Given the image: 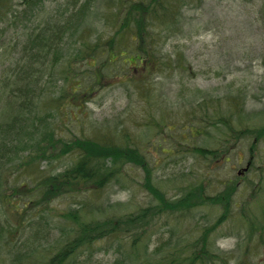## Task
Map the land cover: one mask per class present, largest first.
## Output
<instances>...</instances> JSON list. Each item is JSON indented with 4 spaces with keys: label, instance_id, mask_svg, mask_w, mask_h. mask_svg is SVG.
<instances>
[{
    "label": "rangeland",
    "instance_id": "374dc122",
    "mask_svg": "<svg viewBox=\"0 0 264 264\" xmlns=\"http://www.w3.org/2000/svg\"><path fill=\"white\" fill-rule=\"evenodd\" d=\"M17 1L13 0L16 11ZM108 1L96 0L85 10L82 18L76 20L66 40L63 39L58 61L46 78H51L55 94L60 93V71L66 67L69 80L73 75L81 74L82 81L89 80L88 84H94L96 89L85 104L66 107L64 104L61 107L64 114L58 117L52 113L46 116V123L64 140L90 136L101 140L112 138L118 143L136 146L152 170L155 186L169 198L178 197L196 184H202L208 195L217 194L226 182H231L236 191L232 197V211L209 239L201 231L222 214L224 210L219 205L195 207L189 210L187 217L178 213L174 215L176 219L172 215L155 218L151 230L140 233L134 245L131 242L135 234L130 235L131 239L108 237L98 240L88 249L84 247L77 252V263L134 264L148 260L146 264H180L177 256L174 260L169 257L177 254L178 250L174 248L184 247L188 249V255L200 254L201 251L210 255L212 251L218 252L224 256L222 259L227 257L224 264H264L263 247L255 240L256 236H253L254 244L247 242L249 232L239 217L242 216L239 213L241 209L248 211L249 215L255 214L249 205L251 202L255 201L260 209L264 204V0H190L181 8L172 34L166 37L157 52L166 59L181 58L184 70L164 68L162 72L144 75L146 79L143 82L135 69L128 71L129 67L124 66L111 68V73H108L101 68L97 71L94 59L83 60L86 54L83 43L104 40L112 33H108L106 22L98 16L105 3L113 5ZM64 2L43 0L39 14L32 20H18L12 26L0 23V75L14 67L24 41V31L37 19L61 10ZM3 51L4 57L1 56ZM118 57L123 60L125 53L120 52ZM87 66L89 70L85 69ZM79 68L82 73L78 72ZM50 71H53L51 76ZM95 74L100 75L99 78L96 79ZM192 107L193 130L181 131L180 115H191ZM215 107L224 111V121L212 125L211 121L216 117L212 113ZM175 110L177 114H174ZM232 110L236 115L231 113ZM202 120L208 124L204 125ZM243 132L253 137L247 135L232 145L228 135ZM259 132L263 136L258 140L254 135L259 136ZM193 147L215 148L218 152L215 156L201 157L193 153ZM56 158L51 159L52 162L41 160L39 168L22 170L14 178H10V174L15 172L11 168L8 178L12 183L26 184L35 176L36 179L40 177L32 171L48 169L59 172L70 164L71 155ZM246 165L247 170H244ZM120 169L121 176L88 199L91 201V213L102 215L100 217L122 214L155 202L141 187L140 168L126 164ZM25 174L29 176L25 178ZM94 204L101 206L99 210ZM49 205L59 213L82 204L79 196L65 195L56 197ZM178 218L181 219L180 226ZM44 230L48 241L40 239L36 242L40 246L33 248L34 244H23L28 234L24 232L14 246L15 251L29 250L33 253L31 256L38 259L55 252L54 241L64 235L65 229L60 220L53 219ZM193 239L197 243L191 244L194 248L189 250L188 245ZM205 243L207 250H203ZM21 245L27 246L22 248ZM131 247L136 252L131 254ZM185 253L183 251V258L187 257ZM3 255L1 253L0 257H4V264L16 263L13 255H7L8 258ZM68 262L71 264L73 259Z\"/></svg>",
    "mask_w": 264,
    "mask_h": 264
},
{
    "label": "trees",
    "instance_id": "16d2710c",
    "mask_svg": "<svg viewBox=\"0 0 264 264\" xmlns=\"http://www.w3.org/2000/svg\"><path fill=\"white\" fill-rule=\"evenodd\" d=\"M42 1L18 0V11H16L13 0H0V23L4 25L8 23L12 26L18 20H32L42 7ZM95 1L65 0L61 5V10L55 11V14L48 17L37 19L23 33L24 41L14 67L0 75V255L3 253L6 258H8L7 255H13L12 258L16 261L14 264H68L70 259H73L71 264H79L77 263V252L84 247L88 249L90 244L98 240L108 237L117 240L119 237L131 239L130 235L135 234L131 242L134 245L140 238V233L151 230L156 222L153 221L155 218L158 220L161 219L160 217L172 215L176 219L174 215L178 213L180 216L187 217L189 210L195 207L219 205L224 210L222 214L218 215L213 223L204 226L201 231V234L209 239L217 227L228 218L229 211H232V197L236 187L234 188L231 182H226L223 188L214 195L206 194L202 184H196L189 186L178 197L169 198L164 191H159L155 186L151 176L152 170L143 153L136 146L118 143L112 138L101 140L90 136L64 140L60 137L61 134L46 123V116L52 113L57 116L64 114L61 111L64 104L65 107L85 104L90 100L93 90L96 89L94 84H88L89 80L82 81L81 74L73 73L77 75H73L69 80L66 67L60 71L62 79L60 93L55 94L52 90L51 78L46 80L49 70L58 61L63 49V39L66 40L76 20L82 18L85 10L93 6ZM189 1H108L113 5L107 6L105 3L102 13L98 16L106 22L108 33H112L104 40L95 39L91 44L83 43L86 50L83 60L94 59L98 67L97 71L104 69L108 73H111V68L124 66L129 67L128 71L135 69V72H139L138 75L142 77V82L146 79L144 75L162 72L164 68L169 67L172 71L175 68L184 70L181 58L166 59V56L158 55L157 52L166 41V37L172 34V28L176 24L181 8ZM120 52L125 53L123 60L118 57ZM4 55L5 51L1 53L2 57ZM85 69L89 70L90 67L87 66ZM78 72L82 73L81 70ZM52 73L53 71H50V76ZM95 75L96 79L100 76ZM94 82L97 81L94 80ZM175 111L174 114H177V110ZM190 112L191 115L186 113L180 115L181 127H183L181 131L185 129L186 132H191L193 130L190 117L194 114L193 107ZM212 113L213 117H216L211 124L222 123L224 111L215 107ZM231 113L236 115L233 110ZM172 120L177 124V121ZM202 122L204 125L208 124L203 120ZM257 134L259 136L256 133L254 136L258 137V140L264 135L261 132ZM247 135L252 136L245 132L228 136L232 140L231 144L234 145ZM192 149L194 154L201 157L215 156L218 152L215 148L193 147ZM226 152L227 150L224 151ZM53 154L57 157L56 159L71 155L70 164L56 173L48 169H39V172L32 171L38 173L40 177L36 179L35 176L26 184L16 181L12 183L10 178H14L17 172L38 167L41 160L52 162L51 159L55 158H52ZM250 161L251 159L248 162ZM126 164L141 169V187L147 190L155 202L122 214L100 217L102 215L91 213V201H88L92 198L90 196H96L111 180L121 176L120 166ZM11 168H14L15 172H12L8 178ZM28 176L29 174L24 175L25 178ZM20 178L22 179V176ZM65 195L79 196L82 205L78 208L63 209L59 213L55 212L57 210L49 203L56 197ZM249 205H252L254 215H249L245 209L239 210L242 214V216L239 215L241 224L249 232L247 242L254 244L253 236H256L255 240L257 239V243L264 249L262 238L264 204H262V209L255 201ZM94 206L96 210L101 207L97 204ZM53 219L60 220L65 229L64 235L54 241L55 252L45 255L43 259H38V257H32L33 253L28 252L29 250L27 252L15 251L14 246L17 245L19 236L24 232L28 234L23 244L29 243L30 246L34 244L33 248L40 246L36 243L40 239L48 241L47 231L44 229L45 226L51 224ZM177 220L180 226L181 219ZM195 241L194 239L190 241L189 250L194 248L191 244ZM25 246L27 245H21L22 248ZM183 248H174L178 250L176 253L179 255L172 254L169 258L174 260L177 256L176 259H179L180 264L184 262L188 264L189 260L190 264H224L227 259V257L222 259L224 256L214 251L211 255L204 254L203 251L200 254L188 255L186 251L188 249ZM203 248L207 250L208 245L205 243ZM134 251L131 247L130 253ZM183 251L186 252V258H183ZM146 262L148 260L141 263L134 262V264H146ZM0 264H4V257L0 259Z\"/></svg>",
    "mask_w": 264,
    "mask_h": 264
}]
</instances>
